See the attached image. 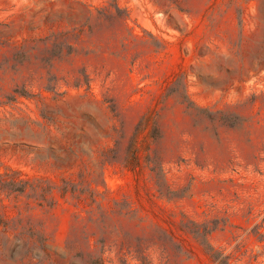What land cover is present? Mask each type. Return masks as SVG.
<instances>
[{
  "label": "rangeland",
  "instance_id": "obj_1",
  "mask_svg": "<svg viewBox=\"0 0 264 264\" xmlns=\"http://www.w3.org/2000/svg\"><path fill=\"white\" fill-rule=\"evenodd\" d=\"M5 261L264 264V0H0Z\"/></svg>",
  "mask_w": 264,
  "mask_h": 264
},
{
  "label": "water",
  "instance_id": "obj_2",
  "mask_svg": "<svg viewBox=\"0 0 264 264\" xmlns=\"http://www.w3.org/2000/svg\"><path fill=\"white\" fill-rule=\"evenodd\" d=\"M24 247L25 246V243L21 240V239H19V238H17L16 239V242H14L13 243V247L14 248H16V247ZM4 264H12L11 262H9V261H5V263Z\"/></svg>",
  "mask_w": 264,
  "mask_h": 264
},
{
  "label": "trees",
  "instance_id": "obj_3",
  "mask_svg": "<svg viewBox=\"0 0 264 264\" xmlns=\"http://www.w3.org/2000/svg\"><path fill=\"white\" fill-rule=\"evenodd\" d=\"M134 157H135V159H137V158H136V157H137L136 155H135ZM20 191L23 192V190H20Z\"/></svg>",
  "mask_w": 264,
  "mask_h": 264
}]
</instances>
